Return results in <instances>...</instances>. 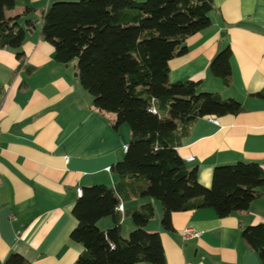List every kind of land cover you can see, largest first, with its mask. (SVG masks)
<instances>
[{
	"label": "crops",
	"instance_id": "0c3cea01",
	"mask_svg": "<svg viewBox=\"0 0 264 264\" xmlns=\"http://www.w3.org/2000/svg\"><path fill=\"white\" fill-rule=\"evenodd\" d=\"M53 1H18L6 12L20 16L27 33L24 63L16 50L0 47V264L12 253L28 264H77L85 249L71 238L80 191L95 184L114 187L120 178L111 167L124 158L131 140L128 124L116 130V114L95 108L77 74V60L57 61L54 45L41 35L42 13ZM214 2L212 25L187 38L188 51L170 61L171 82L202 81L201 91L243 104L238 114L199 118L182 138L178 152L189 167L198 166L206 187L217 166L244 161L264 169V97L257 94L264 90V0ZM27 19L35 25L27 26ZM227 45L233 51L228 88L210 71ZM260 191L248 210L226 217L213 208L175 212L174 231L163 228L159 200L133 196L123 204L127 210L153 203L155 217L147 230L161 234L167 264H262L242 236L244 226L264 223V185ZM98 225L109 229L114 219L105 217ZM134 228L125 217L123 236ZM186 229L199 235L185 237Z\"/></svg>",
	"mask_w": 264,
	"mask_h": 264
},
{
	"label": "trees",
	"instance_id": "16d2710c",
	"mask_svg": "<svg viewBox=\"0 0 264 264\" xmlns=\"http://www.w3.org/2000/svg\"><path fill=\"white\" fill-rule=\"evenodd\" d=\"M18 1L28 0H0V30L8 26L0 47L16 50L24 63L27 31L18 24L20 16L6 14ZM215 9L214 0H54L44 9L41 35L54 45L55 59L77 60L76 70L95 108L116 114L114 129L128 124L131 130L124 158L111 167L119 182L83 187L74 205L78 225L71 238L85 247L77 264H167L161 234L147 230L155 217L153 203L118 211L133 196L159 200L163 228L174 231L175 212L213 208L226 217L248 210L261 195L264 169L259 163L217 166L211 187H206L199 181L198 166L189 167L178 152L199 118L243 111L235 98L201 91L202 81H170V61L188 51L187 38L212 25ZM35 22L27 19V26ZM232 56L227 45L210 64L212 75L227 88ZM257 94L264 97V90ZM105 217L114 219L106 230L98 225ZM125 217L135 224L128 237L122 234ZM242 236L264 264V223L244 226ZM6 264L28 263L12 253Z\"/></svg>",
	"mask_w": 264,
	"mask_h": 264
},
{
	"label": "built area",
	"instance_id": "2783aa9c",
	"mask_svg": "<svg viewBox=\"0 0 264 264\" xmlns=\"http://www.w3.org/2000/svg\"><path fill=\"white\" fill-rule=\"evenodd\" d=\"M152 111L156 112V109L152 108ZM189 160H191V161L194 160V157H189ZM109 170H110V168H109ZM2 183H3L2 177L0 176V186L2 185ZM80 193H82V191H80ZM117 209H118V211L124 213V211H125L124 204L120 203ZM198 235H199V233L194 231L193 229H186L184 232L185 237H196Z\"/></svg>",
	"mask_w": 264,
	"mask_h": 264
},
{
	"label": "rangeland",
	"instance_id": "374dc122",
	"mask_svg": "<svg viewBox=\"0 0 264 264\" xmlns=\"http://www.w3.org/2000/svg\"><path fill=\"white\" fill-rule=\"evenodd\" d=\"M62 1H75V0H62ZM42 6H44L45 4H46V1H41V3H40ZM160 202V201H159Z\"/></svg>",
	"mask_w": 264,
	"mask_h": 264
},
{
	"label": "water",
	"instance_id": "95a60500",
	"mask_svg": "<svg viewBox=\"0 0 264 264\" xmlns=\"http://www.w3.org/2000/svg\"><path fill=\"white\" fill-rule=\"evenodd\" d=\"M8 26L4 27L2 30H0V35L3 33L4 30H6ZM78 74V73H77Z\"/></svg>",
	"mask_w": 264,
	"mask_h": 264
}]
</instances>
